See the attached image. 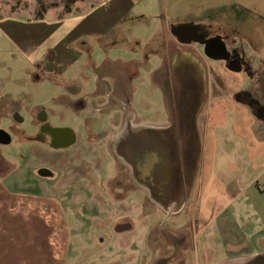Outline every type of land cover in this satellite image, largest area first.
Here are the masks:
<instances>
[{"label":"crops","instance_id":"0c3cea01","mask_svg":"<svg viewBox=\"0 0 264 264\" xmlns=\"http://www.w3.org/2000/svg\"><path fill=\"white\" fill-rule=\"evenodd\" d=\"M92 1L94 2L91 8L79 9L77 15L73 17L61 19L51 16L50 20H46L43 14H46L47 8L43 7L39 0H0V39H6L13 47L12 50H8L9 57L6 63L5 46H0L1 92L20 95L28 111L32 112L37 107H27L32 96L26 101L27 96L17 92V86H14L15 91L5 87V83L11 79L15 71L11 63L14 61L17 49L28 60L30 68H33L34 79L51 78L62 86L60 94L53 98L57 105L60 103L71 108L78 115L83 114L89 107L94 108L97 105L106 107L103 112L107 117L105 125L108 127L100 132L106 134L93 140L88 133H100L96 132L92 119L84 118L88 124L86 132L78 135L73 128L61 125L60 121H53L51 117L56 114L46 108H44L47 111L45 119L48 126L45 133L52 134V139L35 141L36 129L33 134H27L23 129L16 131V135L22 136L25 142L29 159L34 160L32 159L33 147L42 148L48 155L47 161H34L37 164L33 169V177L36 178L34 181L31 180V175L30 180L23 181L22 172L16 173L15 180L20 189L14 192L44 196L47 204L43 206V209L55 208L52 216L56 215L54 219L59 220H63V216L58 209L79 200L99 209L111 210L113 206L109 205L105 199L107 187L102 180V171H104L102 153H109L114 164L118 167L123 166L119 154L115 153L114 144L125 138L128 128L127 120H132L131 126L134 128L159 129L162 126L160 123L140 121L135 117L132 108L125 107L126 101H130V96L133 95L134 88H139L142 84L138 82L141 76L133 60L122 55L109 57V52L106 54L107 57L97 60L94 50L98 42L83 41L90 33H99V36L109 34L114 23L120 17L126 16L141 0ZM190 5V11L187 14L191 15V19H188L189 23L177 24V27H190L193 33L200 28L210 37L218 35L228 51L238 54L242 59L241 66L229 70L244 72L245 77L244 84H241L239 79L230 83L235 90L232 96L235 97L236 102L247 108L243 110V114L248 113L247 118L251 116L254 119L255 133H245L242 137L244 163L240 171H214L216 153L212 151L207 171H191L189 176L190 198L186 209L190 212L191 219L205 217L199 220L205 223L203 230H199L197 226L192 229L194 239L203 232L206 240L214 239L217 235L223 240L222 251L225 254V257L217 264H237L254 255L264 254V0H190ZM68 7L66 9H69ZM139 15L143 14L139 13ZM170 33L172 39L179 44V48L170 49L166 56H161L164 67L151 70L150 66L142 63L146 66L145 72L157 74L158 70L163 76L164 83L167 75L170 74L166 69L167 63L177 59L176 55L171 53L181 50L183 45L194 49V45L198 42L196 38L180 40L171 31ZM146 58L149 59L148 56ZM116 63L126 64L127 68L116 71L114 70ZM1 70L6 71L5 75L2 76ZM14 83L20 85V81L14 80ZM258 110L259 113H257ZM32 121L34 122V119ZM234 123L232 122V126ZM211 127L215 133L216 126ZM221 136V139H224V135ZM79 143L86 147V153L74 152ZM40 168H45L52 174L41 177L37 172ZM35 173H37L36 176ZM38 177L51 181L46 191L40 189L37 183ZM75 178L84 181L81 190L72 185ZM57 195H63L62 199L55 198ZM130 203L134 205L135 201L131 199ZM5 214L9 220L7 225L4 221H0V239L2 240L9 238L7 236L11 232V225L15 222L13 219L17 218L15 211L13 213L5 211ZM11 214L15 217L10 218ZM155 214L156 209L149 216L145 214L142 224L146 227L144 234H141L142 240L139 245V248H145L151 253L157 252V245H154L157 222ZM111 215L112 212L107 217L103 216L102 220L104 222L110 220ZM29 218L37 219L42 224L41 219L39 220L31 213ZM117 221L118 219L115 220ZM29 225L31 226L30 221L26 227ZM131 231L137 236L138 231L135 229ZM55 237L64 239L60 235ZM128 246L132 247L131 252L137 247L129 237L123 238L100 255L95 253V247L91 245L89 251L85 252V254L88 253V259L82 264L93 258L104 262L116 251ZM205 249L206 252L202 255L203 263H207L211 256L219 253V250L215 253L212 248L207 249V246ZM126 257L129 259L128 254ZM156 258L157 254L154 259ZM63 260L72 264L71 256H66L65 248L62 253ZM17 261L14 264H19Z\"/></svg>","mask_w":264,"mask_h":264},{"label":"rangeland","instance_id":"374dc122","mask_svg":"<svg viewBox=\"0 0 264 264\" xmlns=\"http://www.w3.org/2000/svg\"><path fill=\"white\" fill-rule=\"evenodd\" d=\"M40 2L44 5L43 7L47 8L46 14H43L44 19L50 20L51 16L61 19L73 17L77 15L79 9L91 8L94 1L73 0L69 3V9L64 8L63 0H41ZM190 6V0H141L126 16L120 17L114 23L109 34L99 36V33H90L83 41L98 42L94 50V56L97 60L107 57L108 52L109 57L113 55L121 57L119 55H122L133 60L132 62L141 76L138 82H142L139 88H134L133 95L130 96L131 108L137 119L148 123H160L162 124L160 128L170 133L169 136H173L177 129L176 127L169 128L173 109L175 107L180 109L178 112L180 119H189V116L192 115L193 128L183 127L181 130L182 135L191 140L193 148L186 165L187 171H207L211 162L212 151L216 153L214 171H240L244 163L242 137L245 133H255L254 119L251 116L247 118L248 113L243 114V110L247 108L236 102L235 97L232 96L235 94V90L230 83L239 79L240 83L244 84V72H233L225 68L223 60L207 59L204 46L200 43L194 45L196 51L193 47L183 45L181 50L171 53L175 54L177 59L167 63L166 69L170 74L167 75L165 83L162 81L163 76L158 70L156 71L157 74L150 71L149 73L145 72V64L150 66L151 70L164 67L161 63V56H166L170 49L179 48V44L172 39L170 31L178 25L189 23L188 19H191V15L187 14H189ZM77 7L79 8L77 9ZM139 13L143 15L141 16ZM0 46H5L6 54L4 57L7 63L8 50H12L13 47L6 39H0ZM15 52L14 63L11 60L15 71L11 79L5 83V87L15 91L14 80L20 81L16 91L27 96V98L25 97L26 101L28 97L32 96L27 107L44 106L56 114L51 117L53 121H60L61 125L73 128L78 135H83L86 132V125L88 124L84 118L94 121L98 133L108 127L105 125L107 117H105L104 112L100 113L89 107L83 114L78 115L71 108L60 103L57 105L53 98L60 94L62 86L51 78L34 79L33 68H30L28 60L17 49ZM125 68H127L126 64L116 63L114 70L122 71ZM1 71L2 76L5 75L6 71ZM190 87L198 89V105L201 104L197 113L194 112L193 114L189 105L194 106L196 93L194 92V94ZM205 89H207L206 93ZM21 116L24 122L19 125L16 124L15 128L23 129L27 134H33L36 128L31 126V116L25 112H22ZM232 122H235L233 126ZM12 124V121L6 118L0 119V127L8 130L12 138L11 143L0 144V214L2 211L0 221H4L7 225L9 218L5 211L10 213L15 211L17 215V218L13 219L15 222L11 225L10 236H7L9 238L0 239L1 261L4 259L5 264H14L17 260L19 264H69L64 260L62 261V253L65 248L66 256H71L72 264H82L88 259V253L85 254V252L89 251L91 245H94L95 253L101 255L113 244L127 237L137 245L133 252H131L132 247L128 246L116 251L111 258L104 262L93 258L85 264H150L155 260L154 257L158 254L157 252L151 253L145 248H139V245L142 240L141 234H144L146 227L142 224V220L144 221L145 214L151 215L156 209V205L149 199L147 191L128 188L127 168L124 165L118 167L114 164L109 153H102L104 177L112 178L115 174L114 183H117L116 185L124 184L123 187L115 186L110 191H106L105 199L109 205L113 206L110 208L111 210L99 209L79 200V202L68 203L62 209H58L63 216V220H59L54 219L56 215L52 216L55 208L43 209V206L47 204V199L44 196L15 193L14 190L20 189L15 180L16 173L22 172L23 181L30 180V175L31 180L34 181L36 178L33 177V169L37 165L34 161H47L48 154L42 148L33 147L32 159L34 160L29 159L22 136L18 137L16 132L9 128ZM212 125L217 128H214L215 133H213ZM207 131L208 135H206ZM88 134L92 139L99 135L90 132ZM221 135H224V139H221ZM74 152L86 153L87 151L86 147L79 143ZM73 162L76 163L77 161L73 160ZM171 162H173V157ZM120 169L121 171H119ZM79 179L75 178L72 185L81 190L84 181ZM37 181L40 189L45 191L51 182L41 179V177H38ZM62 197L63 195L55 196L57 199H62ZM131 199L135 201L134 205L130 203ZM111 212L110 220L104 222L103 216L107 217ZM29 213L38 217L39 220L41 219L42 224L37 219H30ZM11 215L10 218L15 217L13 214ZM190 218V212L186 210L172 216L166 223L169 226L177 224L178 228L187 223ZM116 219H128L132 229L138 231L137 236L133 235L132 229L117 232L114 227ZM29 221L31 226L26 227ZM204 226L205 223L198 221L199 230ZM57 235L63 236L64 239H56L55 236ZM194 242L195 253L190 258V264H217L220 259L225 257L222 251L223 240L217 235L214 239L206 240L204 232L199 233ZM206 246L209 250L212 248L215 253L219 250V253L211 256L207 263H203L201 258L206 252ZM127 254L129 259L126 257ZM161 254L164 253L161 252Z\"/></svg>","mask_w":264,"mask_h":264},{"label":"flooded vegetation","instance_id":"af4514ba","mask_svg":"<svg viewBox=\"0 0 264 264\" xmlns=\"http://www.w3.org/2000/svg\"><path fill=\"white\" fill-rule=\"evenodd\" d=\"M206 31L198 29L194 32L188 28L182 36L187 38L198 39L197 43L208 36ZM212 36V35H211ZM208 51L215 57L224 56V51L221 50L216 43H212ZM206 55V54H205ZM209 59H217L213 57L206 56ZM219 60L224 61L225 68L235 69L240 67L242 64V59L237 53H231L226 59L219 58ZM194 80V79H193ZM206 80V79H205ZM14 86L18 87L16 83ZM193 93L196 95L194 100V106L189 105L192 114L197 113V110L201 104L198 105V89L190 87ZM205 89V93H206ZM237 96V95H236ZM127 109H131L130 101H126L125 104ZM106 107L97 105L94 106V110L97 112H103ZM37 110V112H33ZM180 109L175 107L173 109L172 116L170 117L169 128L176 127V131L173 136H169L170 133L166 132L165 129H150L147 127L134 128L131 126L132 120L128 121V128L125 138L121 139L120 142L115 143V153L119 154L121 158V163L127 168V180L128 188H140L141 190L147 191L149 199L156 205V219L155 223V243L157 245V259L169 258V264H190V258L195 253V242L192 229L197 226L200 219H204V216L198 218H190L187 223L181 225L177 228V224L169 226L166 221L172 216H176L184 211H186V206L189 204V185H190V172L186 170V165L191 157L192 142L187 136L182 135L183 127L193 128V118L192 115L189 119L178 117V112ZM25 112L34 119L31 126L36 128L37 139L35 141H43L46 138L52 139V134H46L47 130L45 114L47 111L43 106L35 107L32 112L28 111L22 103V98L20 95L16 94H6L0 90V119L6 118L12 121V126L10 130L17 131L18 128L16 124H22L24 119L21 113ZM259 113V110L257 111ZM179 130V131H178ZM181 132V134H180ZM6 133L9 135L10 142L12 138L8 130L2 129L0 127V144L8 139ZM172 133V132H171ZM103 133H100L97 137H102ZM94 139V138H93ZM91 138V140H93ZM173 157V162L171 159ZM38 174L41 177L50 176L52 173L45 168L38 169ZM104 171H102V180L105 181V186L107 190L110 191L115 186L123 187L124 184L116 185L115 179L116 175L112 178H105ZM126 185V184H125ZM127 188V189H128ZM190 224V228L188 229ZM115 230L117 232H123L132 229L131 222L128 219L118 220L114 224ZM169 249V251H168ZM163 252L164 254H161ZM193 252V253H192ZM202 259V258H201ZM154 260V261H155ZM172 261H176L175 263Z\"/></svg>","mask_w":264,"mask_h":264},{"label":"water","instance_id":"95a60500","mask_svg":"<svg viewBox=\"0 0 264 264\" xmlns=\"http://www.w3.org/2000/svg\"><path fill=\"white\" fill-rule=\"evenodd\" d=\"M188 28H190V27H175L171 30V32L176 37H178L180 40H185V38L182 36V33H184L186 30H188ZM200 42L204 45V53L209 57H213V58H217V59H219V58L226 59L227 56L229 54H231V51H228L226 49L225 43L222 41V38L218 35L204 38ZM212 43H216L219 47H221V50L224 51V56H220V57L216 56L215 57L213 54H211L208 51V48ZM6 136H8V139L6 141H3V143H9L10 142V139H9L10 137L7 133H6ZM68 144H70V143H68ZM52 147H55V146L52 145ZM168 260H169V258H160V259L153 261L150 264H169ZM237 264H264V254L254 255V256L249 257L248 259L241 261Z\"/></svg>","mask_w":264,"mask_h":264},{"label":"trees","instance_id":"16d2710c","mask_svg":"<svg viewBox=\"0 0 264 264\" xmlns=\"http://www.w3.org/2000/svg\"><path fill=\"white\" fill-rule=\"evenodd\" d=\"M41 0H39V3L41 4V2H40ZM64 1V3H65V8H67L68 7V4L70 3V2H72L73 0H63Z\"/></svg>","mask_w":264,"mask_h":264}]
</instances>
